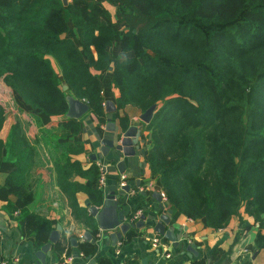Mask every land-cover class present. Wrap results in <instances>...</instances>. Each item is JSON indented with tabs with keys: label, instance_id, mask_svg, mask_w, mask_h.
Wrapping results in <instances>:
<instances>
[{
	"label": "trees",
	"instance_id": "obj_1",
	"mask_svg": "<svg viewBox=\"0 0 264 264\" xmlns=\"http://www.w3.org/2000/svg\"><path fill=\"white\" fill-rule=\"evenodd\" d=\"M103 1L114 12L97 0H0V84L32 110L64 117L59 127L65 134L80 131L78 120L65 118L68 94L105 123L98 73L110 67L117 26L126 24L120 50L134 55L112 69L116 106L142 112L157 106L145 125L148 164L168 208L205 219L213 230L248 216L259 224L252 248H264V0ZM71 23L79 30V46L68 36ZM5 120L0 102V160ZM120 121L126 129L128 117ZM12 130L17 170L0 197L15 192L31 203L25 176L35 149L19 122ZM62 162L56 163L58 184L74 216L97 235L96 220L79 206L76 193L87 189L102 204L100 168L93 164L84 172L70 156ZM74 171L86 185L70 181ZM26 223L41 246L49 241L48 219L30 213ZM55 247L66 249V241ZM80 249L87 260L97 251L90 242Z\"/></svg>",
	"mask_w": 264,
	"mask_h": 264
},
{
	"label": "crops",
	"instance_id": "obj_2",
	"mask_svg": "<svg viewBox=\"0 0 264 264\" xmlns=\"http://www.w3.org/2000/svg\"><path fill=\"white\" fill-rule=\"evenodd\" d=\"M64 1V0H63ZM68 3L71 0H66ZM109 10H115L103 0H97ZM121 31H119V28ZM126 24L117 26L119 31L114 41L112 51L120 54L121 33L126 29ZM68 36L74 39L79 46V30L70 24ZM115 62L112 60L108 69L98 73L103 89L104 101H110L116 106L117 91L112 87L111 76ZM0 102L5 108L6 120L2 131L4 147L0 160V189L4 187L7 178L17 170V156L13 152V130L15 123L19 122L23 133L30 146L35 149L30 170L25 176V182L33 190V201L26 203L18 193L11 192L6 197H0V264L8 261L9 264H36L35 253L43 246L36 239L35 232L27 225L26 215L35 213L51 222L52 230L57 231L59 240L66 241V249L60 250L52 244L51 255L47 257L46 264H58L64 256L72 255L78 264H85L80 256V244L90 242L96 245L97 251L92 259L97 264H126L133 260L137 264H264V248L255 250L256 237L259 231L248 216L243 217V222L234 217L230 223L218 230H213L206 225L205 219L194 220L183 212L174 211L170 215L167 229L172 230L177 237L178 246L153 229V224L158 221V216L168 213L167 206L161 210V203L153 194L162 192V186L153 175L148 164L151 144L148 132L143 121L140 120L142 111L132 106L124 110L106 112V122H99L97 116L90 111L80 119V131L64 133L59 127L64 117H50L32 110L23 99L5 84H0ZM117 108V106H116ZM128 117L130 126L138 127L137 137L133 138L134 144L139 146L136 155L131 158H120L114 148H108L107 155L103 154L106 140H116L118 132L126 129L120 117ZM65 118L66 115H65ZM116 123L117 132L107 130L108 119ZM64 135V136H63ZM71 157L77 161L82 171L87 172L93 164L101 162L105 165V185L102 190L103 201L101 205L95 204L86 190L76 193L79 206L85 209L95 220L90 207L100 208L106 196L116 191L120 195V209L126 215L147 216L146 226L138 230L131 228L117 239L112 234H118L119 229L103 231L98 228L97 235L91 228L78 220L68 202L67 195L58 184L56 163H62L65 158ZM95 156V158H94ZM126 161V169L120 172L118 163ZM124 178V179H122ZM70 181L79 185H86L87 179L79 172L74 171ZM130 186L129 192L123 190L120 182ZM96 185L93 186L95 188ZM164 201V200H163ZM165 202V201H164ZM166 203V202H165ZM137 221V220H136ZM92 233L93 241L84 238L85 232ZM50 233V235H51ZM154 238H160L158 247L152 245ZM76 240L77 246L73 245ZM50 242V236L49 241ZM187 246H194V252H187ZM167 254L170 257H166ZM78 256V257H77Z\"/></svg>",
	"mask_w": 264,
	"mask_h": 264
},
{
	"label": "water",
	"instance_id": "obj_3",
	"mask_svg": "<svg viewBox=\"0 0 264 264\" xmlns=\"http://www.w3.org/2000/svg\"><path fill=\"white\" fill-rule=\"evenodd\" d=\"M64 3L68 2L64 0ZM63 90L67 91L68 86L64 85ZM68 101V111L66 113L67 118L80 119L85 114L90 111L89 105L80 99L75 98L73 95H67ZM106 112L112 113L117 110L114 103L107 101L105 102ZM157 106L153 105L148 110L142 113L140 116V120L144 123H149L153 117L154 111ZM107 130L112 132H117L116 123L108 119ZM138 127L130 126L124 132H118L116 140H106L105 148L103 149V154L107 155L108 148H114L117 151V154L120 158L126 157L131 158L136 155V151L139 146L134 144L133 138L137 137ZM95 158V156H94ZM118 169L122 173L126 169V161L121 160L118 163ZM131 189L130 186H124L123 190L129 192ZM153 197L161 203L159 208L164 210L167 208V204L163 201L162 195L160 192H155ZM90 211L94 215L97 220L98 228L103 231H111L116 228L119 229L118 234L113 233L111 236L115 240L116 237L120 238L122 235L126 234L128 230L131 228H136L138 230L142 229L146 226L147 216L142 215L135 222H131V214L126 215L125 211L120 209V195L116 193V191L110 192L106 198L104 199L103 205L100 208L91 206ZM174 211L172 209L168 210V213H162L158 216V221L153 224V229L155 232L165 236L166 239L174 242L175 246H178L177 237L172 232V230L167 229V226L170 223V215H172ZM59 234L57 231H53L50 235V242L44 244L36 253L35 256L37 258L36 264H46L47 257L51 255V247L52 244H55L58 241ZM84 238L86 240L93 241L92 233L87 231L84 234ZM71 242L73 245L77 246L76 240L72 239ZM194 246H187V252H194ZM78 257V256H77ZM88 264H97L95 259H90Z\"/></svg>",
	"mask_w": 264,
	"mask_h": 264
},
{
	"label": "built area",
	"instance_id": "obj_4",
	"mask_svg": "<svg viewBox=\"0 0 264 264\" xmlns=\"http://www.w3.org/2000/svg\"><path fill=\"white\" fill-rule=\"evenodd\" d=\"M97 166L100 168V171H101V178H100V181H99V187L102 188L105 185V174H106L105 165L102 164L101 162H98ZM122 179H124V178H122ZM120 186H125V182L121 181L120 182ZM161 195H162L163 200L166 201V193H165V191H162ZM136 220H138V215L133 216L130 221L131 222H135ZM160 242H161L160 238H154L153 241H152V245L154 247H158ZM80 256L82 257V259H84L85 264H88L90 262V259L87 260L85 258V256L83 255V253H81ZM166 257H170V255L167 254ZM1 264H9V262L8 261H3ZM58 264H78V263H76L75 257L70 255V256H64V258Z\"/></svg>",
	"mask_w": 264,
	"mask_h": 264
},
{
	"label": "rangeland",
	"instance_id": "obj_5",
	"mask_svg": "<svg viewBox=\"0 0 264 264\" xmlns=\"http://www.w3.org/2000/svg\"><path fill=\"white\" fill-rule=\"evenodd\" d=\"M118 28H119V31H121V28L120 27H118ZM111 53H112V56H113L112 57V60L115 62V64H116V62H117L118 59H121V58L123 59V58H127V57H130V56H133L134 55L133 52H128V53H122L121 52L120 54H115L114 51H112V50H111ZM149 123H147V124H149ZM144 124H146V123H144ZM148 139H149V137H148ZM149 141H150V144H151V140L150 139H149ZM258 226H259V224H258Z\"/></svg>",
	"mask_w": 264,
	"mask_h": 264
}]
</instances>
